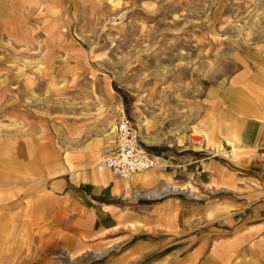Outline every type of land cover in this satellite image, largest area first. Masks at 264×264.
<instances>
[{"label":"rangeland","instance_id":"rangeland-1","mask_svg":"<svg viewBox=\"0 0 264 264\" xmlns=\"http://www.w3.org/2000/svg\"><path fill=\"white\" fill-rule=\"evenodd\" d=\"M118 1L0 0V264H86L88 200L98 195L72 176L87 170L67 172V159L82 168L115 153L121 112L153 153L186 161L208 182L190 179L201 198L189 204L212 198L247 218L222 264H264V215L255 211L263 179L220 154L230 179L218 184L215 138L201 143L197 132L217 122L223 139L233 136L236 90L251 79L253 52L264 58V0ZM67 197L88 214L69 210ZM28 251L36 257L22 263Z\"/></svg>","mask_w":264,"mask_h":264},{"label":"crops","instance_id":"crops-1","mask_svg":"<svg viewBox=\"0 0 264 264\" xmlns=\"http://www.w3.org/2000/svg\"><path fill=\"white\" fill-rule=\"evenodd\" d=\"M253 53L257 57L250 63L251 79L245 88L243 86L235 93L234 114L228 123L233 136L223 139L225 128L219 126L221 123L211 122L209 128H201L204 137L201 143L206 138H215L211 140L214 146L209 150L213 157L211 171H215L213 178L218 184L230 179L223 173L220 154H227L241 168L257 173L264 181V162L256 160L257 153L264 152V58L260 56L262 53ZM222 125L225 124L222 122ZM209 130L210 134L206 136ZM156 156L160 165L136 172L129 180L110 177L103 166H94L93 161L82 168H71L73 160L68 157L71 170L67 172L87 170L89 173H84L85 176L75 173L72 176L91 181L88 183H92L93 192L98 195L88 200L91 214L87 212L88 207L67 197L69 210L85 211L92 221L87 236L94 243L84 254L86 264H222L221 254L229 252L227 248L235 244L236 231L232 229L242 230L248 225L239 224L241 219L247 220L241 212L232 210L231 205L225 208L222 202L212 198L189 204L187 197L201 198L199 191L190 184L196 178L201 180V176L197 177L186 161L173 162L170 157L157 153ZM98 157L102 155L95 158ZM252 159L257 164L246 165ZM197 182L203 188L208 183ZM3 184L5 182L0 181V187ZM260 188L257 196L264 194V184ZM5 194V191L0 192V199ZM263 204L260 202L256 208L257 216L264 215ZM1 210L5 211V207ZM6 229L7 221L0 216V232ZM21 256L22 263L36 257L29 251ZM66 257L74 263L73 256Z\"/></svg>","mask_w":264,"mask_h":264},{"label":"built area","instance_id":"built-area-1","mask_svg":"<svg viewBox=\"0 0 264 264\" xmlns=\"http://www.w3.org/2000/svg\"><path fill=\"white\" fill-rule=\"evenodd\" d=\"M117 150L104 160V165L111 172L129 180L136 172L158 166V157L142 141L140 131L134 120L125 113L116 118ZM258 162H264V152L256 155Z\"/></svg>","mask_w":264,"mask_h":264},{"label":"bare ground","instance_id":"bare-ground-1","mask_svg":"<svg viewBox=\"0 0 264 264\" xmlns=\"http://www.w3.org/2000/svg\"><path fill=\"white\" fill-rule=\"evenodd\" d=\"M96 3V2H95ZM110 3L112 4V6H113V9L114 8H118V6H119V4H120V2L118 1V0H110ZM38 69H40V67L38 66L37 67ZM111 91L113 92V93H115V91L111 88ZM202 130H199L198 129V131L197 132H201ZM210 131V130H209ZM207 134H210V132H206ZM117 137V136H116ZM110 150H111V148H110ZM101 160H102V157H98V158H94V166H105L104 165V162L102 163L101 162Z\"/></svg>","mask_w":264,"mask_h":264}]
</instances>
